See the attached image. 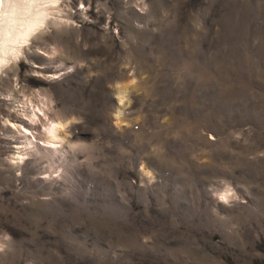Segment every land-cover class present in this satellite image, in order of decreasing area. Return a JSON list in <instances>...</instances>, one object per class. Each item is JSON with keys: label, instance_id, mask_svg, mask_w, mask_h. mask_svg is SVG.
I'll list each match as a JSON object with an SVG mask.
<instances>
[{"label": "rangeland", "instance_id": "374dc122", "mask_svg": "<svg viewBox=\"0 0 264 264\" xmlns=\"http://www.w3.org/2000/svg\"><path fill=\"white\" fill-rule=\"evenodd\" d=\"M31 1L0 264H264V0Z\"/></svg>", "mask_w": 264, "mask_h": 264}, {"label": "bare ground", "instance_id": "6f19581e", "mask_svg": "<svg viewBox=\"0 0 264 264\" xmlns=\"http://www.w3.org/2000/svg\"><path fill=\"white\" fill-rule=\"evenodd\" d=\"M33 8L34 3L31 0H27V2L21 0L19 4L12 0H0V63L5 61L8 54L16 49L14 45L18 41L20 42L19 39L25 38L43 22V19H46L42 12L35 11ZM60 124L53 119L47 124L45 138L48 143L53 142L54 138H58Z\"/></svg>", "mask_w": 264, "mask_h": 264}]
</instances>
